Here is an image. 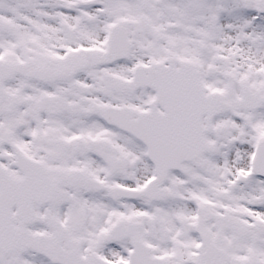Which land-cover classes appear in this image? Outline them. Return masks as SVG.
Wrapping results in <instances>:
<instances>
[{"label":"snow or ice","instance_id":"obj_1","mask_svg":"<svg viewBox=\"0 0 264 264\" xmlns=\"http://www.w3.org/2000/svg\"><path fill=\"white\" fill-rule=\"evenodd\" d=\"M0 264H264V0H0Z\"/></svg>","mask_w":264,"mask_h":264}]
</instances>
